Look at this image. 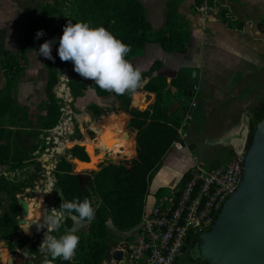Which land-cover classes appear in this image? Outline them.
<instances>
[{"label":"trees","instance_id":"obj_1","mask_svg":"<svg viewBox=\"0 0 264 264\" xmlns=\"http://www.w3.org/2000/svg\"><path fill=\"white\" fill-rule=\"evenodd\" d=\"M179 1H166L167 20L161 30L153 29L147 20L145 7L140 0L41 1L38 11L31 13L27 21L21 24L19 28L20 44L16 53L10 51H2L1 53L0 166H5L8 170L14 171L26 166L27 161L34 158L32 164L35 169L37 171L42 170V160L36 158L45 153V149L48 147L47 136L52 135L55 127L62 122L63 108H65L62 99L56 96L55 87L63 86L69 91L70 103L82 96L87 87L85 83L71 75L69 65L72 62L61 61L57 54L58 38L67 23L83 21L94 28L104 27L116 38L131 46V51L126 59L135 66V60L143 54L148 43L157 42L165 52L170 53H179L185 49L189 41V29L187 24L180 20L177 12ZM224 1L232 0H193L191 9L199 10L200 6L204 4L207 9L217 14L220 21L229 29L242 30L244 23H237L228 6L223 3ZM38 30H42L44 35L36 38ZM52 38H56V43L52 45L54 59L46 58V80L44 83L46 99L39 105L43 113L36 116L34 128H27L23 132L29 135L34 143L21 147L13 140L12 136L13 129L19 130L23 127V120L18 118L20 106L15 101L13 90L25 69L26 52L34 49L39 42L43 43ZM155 64L149 71H142V84L140 83L138 88L132 92L138 93L139 102L141 101L143 104V113L152 108L150 94L157 93V86L151 81V78L146 81L148 75L155 69ZM60 72L68 79H60ZM95 93L99 97L113 95L117 100L121 99L123 102H127V105H129L128 101L131 98V92L116 94L102 90L98 86L95 87ZM183 107L185 108V106ZM112 110L113 115L103 117L104 124L95 126L96 141L86 139L81 142L89 157L86 146H96L98 135L106 127L114 126L126 132L124 130L125 124L122 121L127 119L126 112L124 111L122 114L117 108H112ZM87 112L92 119H95L100 113L95 104H90L87 107ZM127 113V116L132 115V111H127ZM117 114H121L123 118L118 117ZM169 114L164 106L157 103L150 114L144 115L147 121L143 139L140 141L141 146L133 150L132 141L128 137L130 152L127 154L120 153L121 156H125L121 163L118 162L119 157L115 155L105 165L100 163L97 165L98 168L94 166L92 171H90L92 168L81 171L78 170L77 165L79 163L88 164L91 159L88 162L73 159L66 148L63 150V155L57 157L52 175L55 178L54 185L57 188V190L54 189L53 193L58 201V206L61 202L79 201L85 197L91 199L96 206L93 221L68 219L61 229V232L72 230L80 236L76 255L71 261H64L60 258L52 260L47 253H42L39 250V239L29 244L24 234H20L10 248L17 246L26 254H34L35 264H102L109 259L111 248L117 245L115 235L110 233V228L126 234L125 239L130 237L141 221L145 196L155 168L158 167L161 158L176 137V128L180 116L175 114V120L170 121ZM246 114L249 113L246 112ZM251 114L248 118L250 136L256 121L264 114V102L258 110ZM131 120L129 119V122ZM36 151L37 153H34ZM73 153L78 155L81 153L82 155L81 147L75 146ZM80 158L87 160L85 155ZM67 159L72 160L75 166L71 167ZM80 171L85 177L84 183H81V180L76 178L73 173ZM6 175L0 171V207L4 208L3 214L0 215V237L2 239H6L9 234L17 229L15 215L19 206L16 203L15 195L23 192V188L27 186V180L18 181L17 176L7 178ZM4 198L6 204L2 206ZM82 223H86V228H78ZM195 240L196 237L191 239L192 245Z\"/></svg>","mask_w":264,"mask_h":264},{"label":"crops","instance_id":"obj_2","mask_svg":"<svg viewBox=\"0 0 264 264\" xmlns=\"http://www.w3.org/2000/svg\"><path fill=\"white\" fill-rule=\"evenodd\" d=\"M140 1L145 7L147 20L153 29H163L167 20V0ZM40 3V0L35 4L33 0H0V58L2 51L16 53L20 44L19 28L31 13L38 11ZM223 3L228 6L237 23H244L242 30L229 29L220 21L218 15L207 9L204 4L199 10H192L193 0H180L177 4V12L180 20L185 22L189 29V41L185 49L179 53L165 52L159 43L151 42L145 46L143 54L135 60V66L142 71H149L156 63L157 67L148 77L150 79L151 76H157L153 79L162 80L166 87L164 106L174 115L182 106L186 107L188 104L192 86L197 87L196 107L192 110L188 123V126L193 124L196 128L190 133L188 127L187 132L190 137L191 134L201 136L206 132L205 127L208 131L209 121L213 126H218L217 130L223 131L219 137L236 135L237 132L234 131L243 128L242 124L234 123L237 115L240 113L239 119L245 110H258L264 102V0H232ZM153 82L157 83L154 80ZM21 85L17 83L14 88L16 93H20L18 88ZM105 99L95 94V100L91 101L103 107ZM109 128L125 134V145L119 147L121 148L119 152L126 148L130 149L127 133L118 127H106L104 137L108 136ZM195 150V141L191 139L190 142L187 139L185 147L170 148L164 154L149 183L144 200V213L151 209L160 195L179 182L192 164L190 151L195 152ZM129 152L130 150L127 153ZM41 162L43 163V160ZM53 165L54 161L51 175L54 171ZM46 173L49 174L50 171L47 170ZM53 181L55 184V178ZM45 186L47 188V183ZM38 197L34 195L33 205L30 199L26 200L31 206V213L36 211L40 213L38 207L33 210L36 202L40 204L42 201L43 196ZM48 202V204L43 203L42 206L48 205L50 209L59 208L55 195L53 198L50 197V200L48 198ZM30 220L35 223L33 227L35 237L33 236L31 240L34 241L36 238L41 243L46 228H37L35 220ZM110 233L115 235L117 245L126 240L124 238L126 234L113 228H110Z\"/></svg>","mask_w":264,"mask_h":264},{"label":"rangeland","instance_id":"obj_3","mask_svg":"<svg viewBox=\"0 0 264 264\" xmlns=\"http://www.w3.org/2000/svg\"><path fill=\"white\" fill-rule=\"evenodd\" d=\"M33 1L35 4L37 0H33ZM41 44L42 43L39 42L35 46L34 49L26 52L25 54L26 59H27L26 66L22 73L21 78L19 79L20 82L18 81V84H22L21 87L18 88L20 89V93H16L15 90H13L15 101L20 106V116L18 118L23 120L22 121L23 127L19 130L13 129L12 136H13V140L21 147H25L31 143H34L31 137L29 135L24 134L23 132L27 128H30V127L34 128L36 126V116L39 113H43V111H41L39 108L40 102H45V99H46L45 93H44V83L46 80V70H45L46 57H43L42 55L38 54V50ZM69 66L71 68V75L75 77L77 80L85 83L87 87L83 91L82 96L77 97L72 103H70L69 101L70 93L67 89H65L63 86L55 87L56 96L62 99V103L65 104V108H63L64 114L62 117V122L60 124L61 125L60 133L56 135L58 137L57 142L53 141V136H55L54 133L50 136H47L48 147L50 148V151L47 154L45 152V155L48 158V160L43 161V164H46L48 166L47 170L50 171V173L47 174L46 173L47 170L46 172L44 170L43 171L40 170L39 173H37L36 175V176H40V173H43L42 174L43 176H41L42 183H39L38 185H36V188L34 189V195L39 196L38 198H41V195L43 196V198H41L42 201L40 202V204H38L39 202L38 203L36 202V205L33 208V210H36L35 208L38 207L40 213L38 214L37 211L31 213V206H28L27 215L25 216L26 220L35 219V222L38 225L42 222L43 215L46 209H50L48 205L42 206V204L43 203L48 204L49 203L48 198L50 200V197L53 198L54 196V193L52 191L48 193V192H44V190L46 189L45 185L47 181L49 179L53 180L54 178V176L51 175L52 163L53 161L57 159L58 155L62 154L63 150L66 148L69 150L70 155L73 157V159H77L79 161H84V162H88L89 159H91L88 164L79 163L77 165L78 170H81V171H84L90 168H92L90 169V171H92L93 167L96 166V168H98L97 165L100 163L105 165L108 162V160L114 158L115 155L119 157L118 162L121 163V161L125 159V156H121L120 153L126 154L130 149L126 148L125 152H119L121 148H117V149L112 148L111 150L107 151V148H104V146H102L100 143V136L105 134L106 128L103 130L101 134L98 135V138H97L98 143L96 146H86V150L88 151L90 157L88 156L81 142H83L86 139H90L95 142L96 136H97L95 126H97L98 124H103L104 123L103 117L106 115H109L110 117L111 115H113L112 108H117L122 114L124 111L126 112L125 115L127 119L122 120L123 123L125 124L124 130H126L129 140L132 141L133 150H135L136 148L141 146L140 141L141 139H143V135L145 131L144 129H145L146 121H147L145 117L152 112L155 104L159 103L161 104V106H164L163 100L166 97L165 96L166 87L163 84L162 80L153 79V78H157V76H151L150 77L151 81L153 82L154 80L155 82H157L156 83L157 93L154 92L150 94V99L152 100L151 110L143 113L142 112L143 104L141 101L139 102L140 98L137 95L138 93H132V92L130 93V96L132 99L130 98L128 101L129 105L126 104L127 102L125 103L121 99L117 100L113 95H109V96L104 97L106 98L105 104L103 107H100L94 101H93L94 103L91 101L93 99L95 100V94H96L95 93L96 85L94 81L92 79L84 78L80 76L78 73L74 71L73 65L71 66L70 64ZM156 67L157 65L155 66V68ZM148 76H150V74ZM148 80H149V77H147L146 81ZM90 104H95L97 108L99 109L100 113H98L95 119H92L91 116L87 112V107ZM255 104L253 105L250 104V105L254 106ZM183 109L184 107L181 108V110L176 113V115L180 116V121L178 123V126L183 117V111H182ZM127 111H132V115L127 116L128 114ZM245 112H248L250 115H252L251 113H253V111L251 110H247V111L245 110ZM245 112L242 116L240 115L241 118L238 119L239 114H240L239 113L237 115V118L234 120L235 124L240 123L242 124V127H243V128H239L238 130L234 131V132H237L236 135H228V136L224 135L222 137H219V135L220 136L222 135L223 131L221 129L217 130L218 126L217 125L213 126V124H211V122L209 121L207 122V125L209 127L208 131H207V127H205L204 129L206 132H204V134H202L199 137L196 135L193 136V134H191L192 137H190L188 136V132H187L188 127H189L190 133L194 131L196 127L193 124H191L190 126H188L189 124H187V126L185 127L187 136L185 138L184 145L182 144V146L185 147L187 139L190 140V142H191V139L192 141H195L196 150L195 152L190 151V154H196L198 161H200V163L202 164L204 168H211V167L219 166L221 164H226L233 158L234 155L243 156L246 150V147L248 145L249 136H250V132H249L250 130H249V125H248V122H249L248 118L250 115L246 114ZM168 113H170L168 116L169 120L170 121L175 120L174 113L172 112H168ZM117 115L118 117L123 118L121 114H117ZM129 119H132L131 122H129ZM126 121L127 123H125ZM211 128H214V130H212ZM176 131H177V128H176ZM210 132H212V134ZM176 137H177V134H176ZM78 145L81 147L82 155H85V158L87 157L86 161L80 158L82 156L81 153L80 155L73 153V148ZM57 146L61 148L59 152L55 151V147ZM170 148H174V146L172 145V142L170 144V147L166 150L165 154L169 151ZM34 153H37V151ZM42 156L37 157L36 159L42 160L43 159ZM161 160H160V163H161ZM33 161H34V158H30L27 161V163H32ZM68 162H69V165H71V167L75 166L72 160H68ZM0 171H7V173L8 172L12 173V176H14L13 175L14 172L8 170L5 166H0ZM81 171H80V174H82ZM88 175H90V173H88ZM36 176L34 177L36 178ZM35 181L37 180L35 179ZM82 181L84 182V179H82ZM38 194H41V195H38ZM46 196H48V198ZM16 199L17 201L30 199V203L32 205L35 204L34 196L29 197L27 195V192L16 195ZM1 214H2V211L0 210V215ZM18 218L20 219L19 215H18ZM24 226H25L24 224H21L19 228L21 230V233L22 232L24 233V231L26 232L29 229V228L27 230L23 229L22 227ZM86 226H87L86 223L84 224L82 223L81 225L78 226V228H86ZM40 232H42V230ZM0 249L4 250L5 252L3 255L0 256V264H32L33 263V262L31 263L30 255L24 253L21 250L19 251L15 250L13 252L8 251L6 248V245L3 246L2 241H0ZM178 261H179V264H205L195 257L192 250H188L186 253L183 252Z\"/></svg>","mask_w":264,"mask_h":264},{"label":"built area","instance_id":"obj_4","mask_svg":"<svg viewBox=\"0 0 264 264\" xmlns=\"http://www.w3.org/2000/svg\"><path fill=\"white\" fill-rule=\"evenodd\" d=\"M196 86H192L188 104L177 127L174 148L181 149L187 136L185 127L196 107ZM192 164L177 184L160 195L130 237L115 249L128 256L108 264H177L187 244L201 231L207 230L224 201L238 186L242 156L234 155L226 164L204 168L196 154Z\"/></svg>","mask_w":264,"mask_h":264},{"label":"clouds","instance_id":"obj_5","mask_svg":"<svg viewBox=\"0 0 264 264\" xmlns=\"http://www.w3.org/2000/svg\"><path fill=\"white\" fill-rule=\"evenodd\" d=\"M42 35L43 31L38 30L36 38ZM55 43L56 38L44 41L38 54L49 60L54 59L52 45ZM130 51V45L104 27L94 28L83 21L67 23L58 38L57 54L61 61H71L74 71L80 76L92 79L100 89L116 94L133 92L142 82V70L126 59ZM60 74V79H68ZM53 188L57 190L54 181L49 179L44 192H51ZM95 213L96 206L88 197L61 202L59 208L46 209L42 222L37 224L38 228H46L39 250L47 253L52 260L60 258L71 261L76 255L80 236L72 230L61 232V229L68 219L91 222ZM24 225L22 228L27 230L29 224Z\"/></svg>","mask_w":264,"mask_h":264},{"label":"water","instance_id":"obj_6","mask_svg":"<svg viewBox=\"0 0 264 264\" xmlns=\"http://www.w3.org/2000/svg\"><path fill=\"white\" fill-rule=\"evenodd\" d=\"M60 124L55 127L54 142L58 141L56 135L60 133ZM49 151L47 147L46 154ZM42 158L43 161L48 160L45 153ZM43 165L48 169L46 164ZM73 173L79 180L85 178L80 172ZM27 195L33 197L34 189ZM18 202L21 206L18 223L29 224V229L23 234L32 239L35 223L32 220L26 222L28 203L26 200ZM192 252L205 264H264V114L256 121L242 156L237 188L221 203L208 229L197 234ZM109 256V260L115 263L122 256L125 261L128 259L127 254L120 249H113ZM108 261L102 264H108Z\"/></svg>","mask_w":264,"mask_h":264},{"label":"flooded vegetation","instance_id":"obj_7","mask_svg":"<svg viewBox=\"0 0 264 264\" xmlns=\"http://www.w3.org/2000/svg\"><path fill=\"white\" fill-rule=\"evenodd\" d=\"M42 163V162H41ZM26 166H24V167H22V168H19V169H16V170H14L13 172L15 173H13V175L14 176H12V173H7V171L5 172V171H1V172H4L5 174H7L6 176H7V178H12V177H15V176H17V178H18V181H22V180H27L26 181V183H27V186H25L24 188H23V192H21V193H16V195H19V194H22V193H26L27 192V194L29 193L28 191H32L33 189H35L36 188V185H38L39 183H40V179H41V176H43L42 174L43 173H40V176H36L37 175V173H39V171H37L36 169H35V167H34V165L32 164V163H26L25 164ZM42 165H43V163H42ZM41 165V166H42ZM45 171L46 172V170L47 169H45L43 166H42V171ZM22 173H24V174H22ZM33 174V176L31 177V175ZM34 176H36V178L34 177ZM35 179L37 180V181H35ZM81 183H84L82 180H81ZM16 195H15V197H16ZM16 203H17V205L19 206V209H18V212H17V214L15 215V219H16V225H17V229L15 230V231H13L11 234H9L8 236H7V238L6 239H2L1 237H0V241H2V244H3V246H5L6 245V248H7V250L8 251H10V252H13V251H15V250H17V251H19V250H21L19 247H17V246H15L14 248H10V246H11V244L12 243H14V241L18 238V236L20 235V234H23V232L21 233V230L19 229L20 228V224L18 223L19 222V218H18V215L21 217V215H20V211H21V206H20V203L17 201V199H16ZM57 203H58V201H57ZM6 204V201H5V198L3 199V201H2V206H4ZM0 210L2 211V214H3V210H4V208L3 207H0ZM1 214V215H2ZM10 215V214H9ZM26 236V235H25ZM27 237V236H26ZM34 237H35V235H34ZM28 239V238H27ZM36 240H38V239H36L35 238V240L34 241H36ZM28 241H29V244L30 243H32V242H34V241H32V240H30V239H28ZM192 245V242L190 241L188 244H187V246H186V248H185V250L183 251L184 253H186L188 250H192L193 249V245ZM5 252H4V250H2L1 252H0V256L1 255H3ZM28 255H30L31 257V263L32 264H35L34 263V261H35V255L34 254H28ZM3 257V256H2Z\"/></svg>","mask_w":264,"mask_h":264},{"label":"bare ground","instance_id":"obj_8","mask_svg":"<svg viewBox=\"0 0 264 264\" xmlns=\"http://www.w3.org/2000/svg\"><path fill=\"white\" fill-rule=\"evenodd\" d=\"M124 139H125V134L123 132L114 131L111 128H109L108 129V136H106V137H104V135L100 136V143L102 146H104V148H107V151H108V150H111L112 148L117 149L120 146H124L125 145ZM55 150L59 152L61 150V148L57 146V147H55ZM125 150L126 149H124L122 152H125ZM28 221H30V219L27 220V222ZM1 251H2V249H0V252Z\"/></svg>","mask_w":264,"mask_h":264}]
</instances>
